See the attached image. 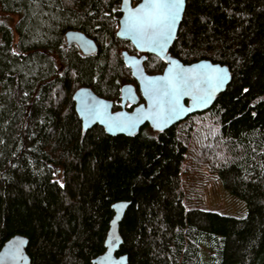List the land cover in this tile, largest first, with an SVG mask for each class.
<instances>
[{
  "label": "trees",
  "instance_id": "1",
  "mask_svg": "<svg viewBox=\"0 0 264 264\" xmlns=\"http://www.w3.org/2000/svg\"><path fill=\"white\" fill-rule=\"evenodd\" d=\"M119 7L0 0V248L20 235L30 264H91L111 206L127 202L126 264H264V0H186L170 55L227 66L231 81L209 110L132 138L83 131L72 101L88 87L118 108L120 86L134 83ZM68 30L97 52L67 47ZM163 67L147 56V73ZM210 179L235 210L206 205Z\"/></svg>",
  "mask_w": 264,
  "mask_h": 264
},
{
  "label": "water",
  "instance_id": "2",
  "mask_svg": "<svg viewBox=\"0 0 264 264\" xmlns=\"http://www.w3.org/2000/svg\"><path fill=\"white\" fill-rule=\"evenodd\" d=\"M145 3L146 0H140L133 5L132 0H120L121 16L116 38L129 42L140 53L160 59L165 62V67L161 74L148 75L143 67L144 56L138 58L123 51V62L131 69V75L138 85L144 103L127 112L124 108L126 102L135 105L138 97L132 85H125L120 90L121 110L112 112L110 101L97 96L88 87H80L73 93L72 101L83 131L98 126L110 137L128 138H132L144 126H148L153 132H163L189 116L209 110L216 97L226 90L231 81V72L227 66L207 60L183 64L170 55L169 50L176 39L186 0L180 5L166 40L155 44L147 43L133 30L126 28L136 10ZM64 38L67 46L76 45L83 55H91L97 51L96 43L79 31L69 30L65 32ZM169 81L175 82L179 88L178 100L174 95H164ZM128 206L127 202H116L111 206L113 216L104 240V252L93 259L91 264L127 263V256L119 255L118 251L122 244L119 223ZM27 245L28 240L23 236L9 238L0 248V264H30Z\"/></svg>",
  "mask_w": 264,
  "mask_h": 264
},
{
  "label": "snow or ice",
  "instance_id": "3",
  "mask_svg": "<svg viewBox=\"0 0 264 264\" xmlns=\"http://www.w3.org/2000/svg\"><path fill=\"white\" fill-rule=\"evenodd\" d=\"M182 3L183 0H146L145 5L133 14V19L126 24V28L133 30L147 43L155 44L166 40ZM169 94L176 96L178 100L179 88L173 81H169L168 90L164 92L165 96Z\"/></svg>",
  "mask_w": 264,
  "mask_h": 264
},
{
  "label": "rangeland",
  "instance_id": "4",
  "mask_svg": "<svg viewBox=\"0 0 264 264\" xmlns=\"http://www.w3.org/2000/svg\"><path fill=\"white\" fill-rule=\"evenodd\" d=\"M140 0H138L139 2ZM137 0H132V4L136 5ZM16 21L15 18L11 19V24L13 25ZM205 203L209 208L219 209L224 211L226 208L235 210V206L229 199L225 196L224 192L219 187L216 181L211 179L205 182ZM217 211V210H216Z\"/></svg>",
  "mask_w": 264,
  "mask_h": 264
},
{
  "label": "flooded vegetation",
  "instance_id": "5",
  "mask_svg": "<svg viewBox=\"0 0 264 264\" xmlns=\"http://www.w3.org/2000/svg\"><path fill=\"white\" fill-rule=\"evenodd\" d=\"M118 24H119V20H118ZM117 28H118V26H117ZM69 31V30H68ZM117 31V30H116ZM64 41H65V38H64ZM65 45H66V42H65ZM74 45V44H73ZM131 45V44H130ZM67 46V45H66ZM71 46V45H70ZM74 46H76V45H74ZM132 46V45H131ZM68 47V46H67ZM77 47V46H76ZM132 48H133V46H132ZM134 49V48H133ZM79 50V49H78ZM123 51H125V50H122L121 51V53L123 52ZM97 52V51H96ZM95 52V53H96ZM126 52V51H125ZM81 53V52H80ZM94 53V54H95ZM128 53V52H127ZM82 54V53H81ZM129 55H131V56H136V57H141V56H144L145 57V59H144V62H143V67L145 66V62H146V60H147V56H148V54H143V53H140V52H138V51H136L135 49H134V52H132V53H128ZM83 55V54H82ZM91 55H93V54H91ZM87 56V55H86ZM121 57H122V55H121ZM122 62H123V59H122ZM123 66L129 71V74H130V77H132V75H131V69L130 68H128L127 66H125V64H124V62H123ZM164 67H165V62H164ZM164 67H163V69H164ZM163 69H162V71H163ZM144 70H145V68H144ZM146 72V71H145ZM147 73V72H146ZM162 72H159V73H155V74H149V73H147L148 75H157V74H161ZM132 79H133V77H132ZM133 81H134V83H126V84H123V85H121L120 86V88H119V102H118V108H114V105H113V102L112 101H110L111 103H112V112H117V111H119V110H121V96H120V90H121V87H123V86H125V85H132L134 88H135V92H136V94H137V97H138V100H137V103L135 104V105H132V104H130L129 102H126V104H125V110L127 111V112H131L132 110H133V108L135 107V106H138V105H140V104H142V103H144V101L142 100V98H141V95H140V93H139V90H138V85H137V83H136V81L133 79ZM98 96V95H97ZM104 99V98H103ZM106 100V99H105ZM107 101H109V100H107ZM98 127V126H97ZM100 128V127H99ZM102 129V128H101Z\"/></svg>",
  "mask_w": 264,
  "mask_h": 264
}]
</instances>
